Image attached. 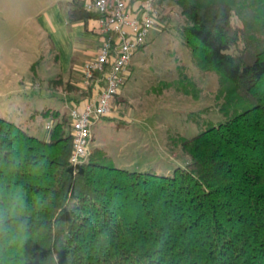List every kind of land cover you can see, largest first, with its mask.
<instances>
[{"label": "trees", "instance_id": "obj_1", "mask_svg": "<svg viewBox=\"0 0 264 264\" xmlns=\"http://www.w3.org/2000/svg\"><path fill=\"white\" fill-rule=\"evenodd\" d=\"M168 1L195 65L221 79L226 121L184 139L186 167L159 176L91 148L73 164L66 112L42 111L43 139L0 115V264H264V0ZM67 5L68 24L101 17ZM47 84L74 105L94 95L74 64Z\"/></svg>", "mask_w": 264, "mask_h": 264}, {"label": "rangeland", "instance_id": "obj_2", "mask_svg": "<svg viewBox=\"0 0 264 264\" xmlns=\"http://www.w3.org/2000/svg\"><path fill=\"white\" fill-rule=\"evenodd\" d=\"M165 3L148 43L133 55L111 114L92 123L90 142L91 149L106 154L108 166L159 176L186 167L184 139L227 119L218 73H203L195 65L175 30L185 20L171 1ZM37 13L29 12L23 24L0 12V115L43 139L47 123L54 121L40 111L52 108L70 116L73 106L68 94L48 88L64 70Z\"/></svg>", "mask_w": 264, "mask_h": 264}, {"label": "built area", "instance_id": "obj_3", "mask_svg": "<svg viewBox=\"0 0 264 264\" xmlns=\"http://www.w3.org/2000/svg\"><path fill=\"white\" fill-rule=\"evenodd\" d=\"M161 0H144L140 9H133L134 0H96L86 6L99 18L102 45L95 57L79 70L83 87H92L94 95L82 110L70 112L74 135L71 157L73 164L81 162L90 152L91 125L107 117L113 110L114 98L126 82L134 53L147 43L150 29L156 25ZM53 122L47 123V129Z\"/></svg>", "mask_w": 264, "mask_h": 264}, {"label": "crops", "instance_id": "obj_4", "mask_svg": "<svg viewBox=\"0 0 264 264\" xmlns=\"http://www.w3.org/2000/svg\"><path fill=\"white\" fill-rule=\"evenodd\" d=\"M73 1L86 8L87 5L94 4L96 0H0V12L8 19L13 17L15 22L24 21L23 24L28 21L26 16L29 12H39L37 20L49 38L51 49L55 51L56 57L58 55L60 69L64 70L63 72L60 70L61 75L67 76L71 65L74 64L76 81L83 86L79 70L96 56L103 39L99 31V18L68 24L67 4ZM143 2L144 0H134L132 8L140 9ZM166 5L167 3L161 0L155 4V7L160 11ZM88 100H83L76 105L71 103L73 108L82 110Z\"/></svg>", "mask_w": 264, "mask_h": 264}]
</instances>
